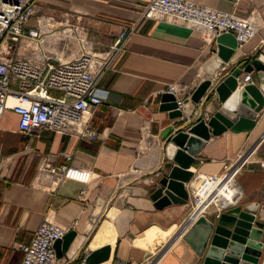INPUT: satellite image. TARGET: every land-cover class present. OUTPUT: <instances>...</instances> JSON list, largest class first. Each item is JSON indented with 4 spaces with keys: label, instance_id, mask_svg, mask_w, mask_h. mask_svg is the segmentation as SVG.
Segmentation results:
<instances>
[{
    "label": "crops",
    "instance_id": "1",
    "mask_svg": "<svg viewBox=\"0 0 264 264\" xmlns=\"http://www.w3.org/2000/svg\"><path fill=\"white\" fill-rule=\"evenodd\" d=\"M147 1L32 0L36 13L28 27H38L41 38L21 40L4 51L6 57L34 58L40 52L68 61L82 50L106 49L123 27H131V33L96 85L101 102L88 120L95 139L49 129L20 133L18 116L5 111L0 122V264H21L18 244L30 243L46 220L76 232L59 258L61 264H80L88 250L103 245L110 248L106 264H197L204 252L198 257L182 233L199 213L215 217L222 211L215 197L229 205L258 203L264 212V105L249 130L209 134L188 167L194 176L219 174L227 165L224 197L218 187L194 209L189 199L161 208L150 199L166 171L164 149L171 135L185 129L184 123L208 119L220 106L210 89L191 101L197 84L204 78L213 83L229 67L253 57L264 58V0H190L250 17L255 29L212 77L206 63L216 50L213 39L174 21L142 17ZM247 74L258 86L256 72ZM169 85L181 87L182 97L189 96L186 121L169 117L161 107ZM61 166L86 171L90 177H65ZM231 195L236 196L232 203ZM258 264H264V247Z\"/></svg>",
    "mask_w": 264,
    "mask_h": 264
},
{
    "label": "built area",
    "instance_id": "2",
    "mask_svg": "<svg viewBox=\"0 0 264 264\" xmlns=\"http://www.w3.org/2000/svg\"><path fill=\"white\" fill-rule=\"evenodd\" d=\"M35 13L36 6L32 0H0V122L5 111L10 109L18 116L17 127L20 133L38 134L43 129H49L84 139H95L97 134L89 126L88 120L101 102L96 93V85L123 50L124 40L131 33V27L121 28L106 49L100 52L82 50L68 61L58 56L51 58L40 52L34 58L19 55L6 57L4 51L10 52L23 39L39 42L40 29L28 27L29 18ZM141 16L152 20L174 21L200 30L209 39L230 33L237 48L255 32L250 17H240L190 0H148L141 9ZM79 40L83 41V38ZM236 82L241 87L252 83V80L246 73L237 76ZM164 93L174 96L176 109L181 112L180 118L186 121L185 107L190 101L189 96L182 97V88L177 85L167 86ZM9 99L12 100L11 104L8 103ZM70 158L67 155V159ZM59 170L65 177L79 181L90 177L88 172L69 166H61ZM227 171L226 165L219 174L198 173L189 179L186 186L193 209L218 187L217 192L224 197L226 189L222 184ZM231 197L233 199L230 203L236 196ZM214 200L221 207L222 203L216 197ZM71 229L48 220L42 222L30 243L18 244L23 254L21 264H61L54 244Z\"/></svg>",
    "mask_w": 264,
    "mask_h": 264
},
{
    "label": "water",
    "instance_id": "3",
    "mask_svg": "<svg viewBox=\"0 0 264 264\" xmlns=\"http://www.w3.org/2000/svg\"><path fill=\"white\" fill-rule=\"evenodd\" d=\"M213 41L216 50L214 56L206 63L207 72L211 77L216 69L222 68L233 57L237 49L236 41L230 33L219 34ZM251 71L256 72L258 86L249 83L239 87L236 77L241 72ZM211 79H202L193 90L190 100L197 102L210 89L216 93L220 106L208 119H199L190 125L184 123L185 129L171 135L164 149L168 159L164 165L166 171L150 193V199L156 208L170 203L185 204L188 201L185 184L192 177L188 167L209 134L218 135L226 129L249 130L254 124L255 114L264 105L261 92L264 91L262 56L229 67L213 83ZM161 102L163 110H168L169 117H181L172 94L163 93ZM180 120L184 121L185 118ZM171 130L172 127L169 126L166 132L169 133ZM221 207L222 211L215 217L197 215L182 233V238L198 257L204 252L202 260L197 264H258L264 247L262 206L258 203L229 205L223 202ZM75 236L76 232L70 230L55 242L54 248L58 259L67 251ZM109 251V245L88 250L80 264H100L109 258Z\"/></svg>",
    "mask_w": 264,
    "mask_h": 264
},
{
    "label": "bare ground",
    "instance_id": "4",
    "mask_svg": "<svg viewBox=\"0 0 264 264\" xmlns=\"http://www.w3.org/2000/svg\"><path fill=\"white\" fill-rule=\"evenodd\" d=\"M11 102H12V100L11 99H9V104H11ZM101 264H106V262H103V263H101Z\"/></svg>",
    "mask_w": 264,
    "mask_h": 264
},
{
    "label": "rangeland",
    "instance_id": "5",
    "mask_svg": "<svg viewBox=\"0 0 264 264\" xmlns=\"http://www.w3.org/2000/svg\"><path fill=\"white\" fill-rule=\"evenodd\" d=\"M52 94H59L58 92L55 91H50Z\"/></svg>",
    "mask_w": 264,
    "mask_h": 264
}]
</instances>
